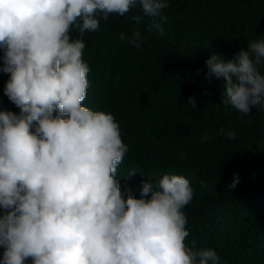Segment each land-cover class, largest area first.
<instances>
[{"label":"clouds","instance_id":"clouds-1","mask_svg":"<svg viewBox=\"0 0 264 264\" xmlns=\"http://www.w3.org/2000/svg\"><path fill=\"white\" fill-rule=\"evenodd\" d=\"M136 3L0 0L4 94L20 109L0 110V264H218L214 249L186 243L190 181L164 174L155 186L142 182L140 198H125L115 179L129 151L120 126L112 113L83 104L91 71L84 33L98 30V14L123 17ZM139 3L148 16L168 7L167 0ZM73 29L80 38L70 36ZM120 39L142 45L138 31ZM206 64L207 78L225 81L221 103L240 114L264 111V39Z\"/></svg>","mask_w":264,"mask_h":264},{"label":"trees","instance_id":"trees-1","mask_svg":"<svg viewBox=\"0 0 264 264\" xmlns=\"http://www.w3.org/2000/svg\"><path fill=\"white\" fill-rule=\"evenodd\" d=\"M167 3L157 16L146 15L139 0L123 17L105 21L98 14V30L82 37L91 69L83 104L112 113L120 126L129 151L115 179L125 198H140L142 182L155 186L164 174L183 175L193 189L183 209L186 243L214 249L218 264H264V111L240 114L221 103L225 81L207 78L206 64L212 55L232 60L264 39V0ZM134 31L140 48L120 39ZM70 36L80 38L76 29ZM3 54L0 49V68ZM260 70L264 74V64ZM8 79L0 71V110L19 114L4 94ZM232 131L234 139L224 135ZM132 169L138 172L129 176ZM3 251L0 246V260Z\"/></svg>","mask_w":264,"mask_h":264}]
</instances>
